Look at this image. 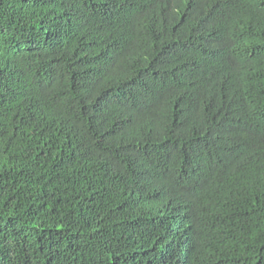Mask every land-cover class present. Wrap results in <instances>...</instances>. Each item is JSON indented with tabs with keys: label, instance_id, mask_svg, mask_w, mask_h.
<instances>
[{
	"label": "trees",
	"instance_id": "16d2710c",
	"mask_svg": "<svg viewBox=\"0 0 264 264\" xmlns=\"http://www.w3.org/2000/svg\"><path fill=\"white\" fill-rule=\"evenodd\" d=\"M0 264H264V0H0Z\"/></svg>",
	"mask_w": 264,
	"mask_h": 264
}]
</instances>
